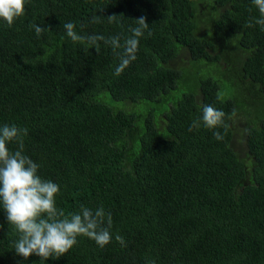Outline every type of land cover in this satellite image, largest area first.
<instances>
[{
    "label": "trees",
    "instance_id": "trees-1",
    "mask_svg": "<svg viewBox=\"0 0 264 264\" xmlns=\"http://www.w3.org/2000/svg\"><path fill=\"white\" fill-rule=\"evenodd\" d=\"M258 15L252 0H26L0 25V124L28 128L24 152L60 185L65 214L84 204L112 216L107 246L81 236L46 264H264V29L248 27ZM141 17L151 35L119 76L123 48L63 28L123 44ZM206 68L222 71L232 99ZM180 80L192 90L177 95ZM104 93L127 109L97 100ZM204 104L226 113L223 139L189 131ZM0 225V264H43L16 256L2 210Z\"/></svg>",
    "mask_w": 264,
    "mask_h": 264
},
{
    "label": "clouds",
    "instance_id": "clouds-1",
    "mask_svg": "<svg viewBox=\"0 0 264 264\" xmlns=\"http://www.w3.org/2000/svg\"><path fill=\"white\" fill-rule=\"evenodd\" d=\"M25 4L26 0H0V25L11 27L24 15ZM252 4L259 15L248 21V27L260 26L264 29V0H252ZM100 18L96 16L93 20ZM135 21L136 25L130 29L131 35L123 44L118 35L107 38L98 34L82 36L74 30L75 24L72 21L64 23L63 28L66 36L73 41L86 40L93 46L98 41H103L114 51L123 48L122 52H117L119 63L115 68V75L119 76L137 59L140 38L146 32L151 35L146 18L141 17ZM30 28L34 29L37 37L45 31V28L36 23L31 24ZM201 113L192 121L189 131L203 126L213 130L217 140L223 139L217 129L224 125L226 113L212 104H204ZM232 114L235 115V110ZM28 132V128L15 123L0 124V210L17 234L13 241L16 256L27 259L35 255L46 264L48 259H59L68 253L81 236L93 240L100 248L107 246L113 240L110 231L111 213L103 206L93 209L84 204H81L78 211L68 214L58 208L56 198L61 190L60 185L42 177L39 173L40 164L24 152ZM12 145H16L14 150ZM115 240L126 246L123 236L116 234Z\"/></svg>",
    "mask_w": 264,
    "mask_h": 264
},
{
    "label": "rangeland",
    "instance_id": "rangeland-1",
    "mask_svg": "<svg viewBox=\"0 0 264 264\" xmlns=\"http://www.w3.org/2000/svg\"><path fill=\"white\" fill-rule=\"evenodd\" d=\"M234 64H235V62H233L231 66L233 67ZM187 71H191L190 66H186L183 70V73H185ZM198 73H199V71H198ZM221 74H223L222 71L220 74H218L216 71H213L210 68H206V71H204L201 76H204V77L212 76L217 81L223 83L224 86H223V89L221 90V94H220L221 97L223 99H232L234 96V93H233V91H231V83H228V80ZM191 90H192V85L188 81H185L182 85V82L180 80L178 83V89L176 91H177V95H181L182 93H188ZM97 100H101L102 102L106 103L107 105H109L113 109H123V108L127 109V105H125L124 103L112 101L109 94H107V93L100 94L97 97ZM138 105L141 107V109H142L141 111L142 112L145 111V113H146V110L148 108H150V109L155 108L154 103H147V104L138 103Z\"/></svg>",
    "mask_w": 264,
    "mask_h": 264
}]
</instances>
